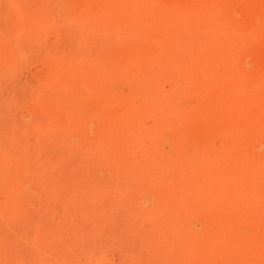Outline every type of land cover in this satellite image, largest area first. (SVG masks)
I'll return each instance as SVG.
<instances>
[{
  "label": "rangeland",
  "instance_id": "rangeland-1",
  "mask_svg": "<svg viewBox=\"0 0 264 264\" xmlns=\"http://www.w3.org/2000/svg\"><path fill=\"white\" fill-rule=\"evenodd\" d=\"M15 2L0 264H264V0Z\"/></svg>",
  "mask_w": 264,
  "mask_h": 264
},
{
  "label": "bare ground",
  "instance_id": "bare-ground-1",
  "mask_svg": "<svg viewBox=\"0 0 264 264\" xmlns=\"http://www.w3.org/2000/svg\"><path fill=\"white\" fill-rule=\"evenodd\" d=\"M13 1L15 2V0H12V4H13L14 6H17V5H16V2L14 3ZM20 1H22V0H20ZM9 3H10V2H8V4H9ZM14 6L12 7V5H11L12 8H14ZM9 8H10V5H9ZM12 8H10V10H11ZM17 8H18V7H17ZM17 8H16V7L14 8L15 11H16ZM8 10H9V9H8ZM125 11H126V10H125ZM133 12H134V11H133ZM130 13H131V12H130ZM198 15H199V14H198ZM202 17H203V16H202ZM205 17H206V16H205ZM81 18H82V17H81ZM82 19H83V18H82ZM100 19H101V18H100ZM195 19H197V18H195ZM200 19H201V18H200ZM210 19H211V18H210ZM202 20H203V19H202ZM81 21H82V20H81ZM94 21H95V20H94ZM97 21H98V20H97ZM190 21H192V20H190ZM196 21H197V20H196ZM200 21H201V20H200ZM213 21H214V20H213ZM205 22L207 23L206 20H205ZM214 22H215V21H214ZM214 22H213V23H214ZM80 23H81V22H80ZM82 23H84V22H82ZM189 23H190V22H189ZM198 23H199V22H198ZM86 24H87V23H86ZM174 24H175V23H174ZM193 24H194V22H193ZM193 24H192V25H193ZM199 24H204V22H203V23H199ZM209 24H210V23H209ZM87 25H88V24H87ZM176 25H177V24H176ZM176 25H175V26L172 25V27H169V28H172V29H177V28H179L178 25H177V26H176ZM186 25H187V24H186ZM79 26H80V25H79ZM92 26L94 27V29H96V28L99 29V27H100L99 24H91V27H92ZM101 26H102V25H101ZM103 26H104V25H103ZM193 26H194V25H193ZM198 26H199V25H198ZM210 26H211V25H210ZM214 26H215V25H214ZM214 26H213V27H214ZM88 27H89V26H88ZM104 27H105V26H104ZM175 27H176V28H175ZM191 27H192V26H191ZM69 28H70V27H69ZM71 28H72V27H71ZM102 28H103V27H102ZM215 28H216V27H214L213 29H215ZM58 29H60V31L62 30L61 27H60V28H57V30L54 29V30H51V31H52V32H55V31H56L55 34H57V33H58L57 31H59ZM74 29H75V28H74ZM87 29H88V28H87ZM187 29H188V27H187ZM198 29H199V28H198ZM66 30H67V29H66ZM49 31H50V30H49ZM49 31L46 30L47 34H48ZM60 31H59V32H60ZM64 31H65V30H64ZM91 31H92V30H91ZM91 31H90V32H91ZM96 31H97V30H96ZM173 31H174V30H172V32H173ZM175 31H176V30H175ZM177 31H178V29H177ZM187 31H188V30H187ZM189 31H191L190 28H189ZM202 31H203V30H202ZM214 31H216V29H215ZM52 32H50L49 35H50V34L52 35ZM67 32H68V33H69V32L71 33V30H69V31H67ZM67 32H63V34H61V35H64V36H65V37H63V39L66 38V37H68V36L70 35V33L68 34ZM73 32H74V31H73ZM75 32H76V31H75ZM178 32H179V31H178ZM203 32H204V31H203ZM91 33H92V32H91ZM94 33H96V32L94 31ZM97 33H98V32H97ZM97 33H96V35H97ZM212 33H213V32H212ZM55 34L53 33V37H54ZM72 34L74 35L75 33H72ZM92 34H93V33H92ZM92 34H91V35H92ZM176 34H177V33H176ZM51 35H50V36H51ZM58 35H59V34H58ZM58 35H55L56 40H57V37H56V36H58ZM77 35H78V34H77ZM89 35H90V34H89ZM177 35H178V34H177ZM193 35H194V34H193ZM205 35H206V34H205ZM205 35H204V36H205ZM218 35H219V33H218ZM50 36H47V37H50ZM212 36H213V35H212ZM69 37H70V36H69ZM69 37H68V38H69ZM76 37H77V36H76ZM87 37H88V35H87ZM92 37H93V36H91V38H92ZM94 37H96V36H94ZM192 37H194V36H192ZM197 37H198V36H197ZM59 38H60V36H59ZM59 38H58V39H59ZM68 38H67V39H68ZM89 38H90V37H89ZM208 38H209V37H208ZM63 39H62V36H61V40H63ZM203 39H204V38H203ZM210 39H211V37H210ZM210 39H208V40H210ZM220 39H221V38H220ZM61 40H59V41L61 42V43L59 44V46H60V45L63 46V45H65V43L68 42L67 40H64V41H61ZM173 40H174V39H173ZM197 40H198V38H197ZM221 40H222V39H221ZM66 41H67V42H66ZM213 41H214V40H213ZM54 42H55V41H54ZM64 42H65V43H64ZM84 42H85V41H84ZM199 42H200V40H199ZM203 42H204V41H203ZM211 42H212V40H211ZM55 43H56V42H55ZM55 43H54V44H55ZM194 43H195V42H194ZM204 43H205V42H204ZM54 44H53V45H54ZM67 44H68V43H67ZM80 44H81V43H80ZM160 45L162 46V43H160ZM196 45H197V44H196ZM54 46H56V44H55ZM86 46H87V45H86ZM86 46H85V47H86ZM221 46H222V45H221ZM47 47H48V46H47ZM49 47H51V46L49 45ZM81 47H82V46H81ZM213 47H214V46H213ZM218 47H219V46H218ZM51 48H52V47H51ZM57 48H58V47H57ZM87 48H89V47H87ZM209 48H210V47H209ZM49 49H50V48H49ZM221 49L223 50L222 47H221ZM221 49H220V50H221ZM225 49H226V47L224 48V50H225ZM55 50H56V49H55ZM201 50H203V49H201ZM212 50H213V49H212ZM220 50H219V51H220ZM46 51H48L47 48H46ZM49 51H50V50H49ZM49 51H48V52H49ZM53 51H54V50H53ZM73 51H74V50H73ZM83 51H85V50H83ZM126 52H127V51H126ZM220 52H221V51H220ZM46 53H47V52H46ZM49 53H50L49 55L54 54V53H51V52H49ZM72 53H73V52H72ZM86 53L88 54V51H86ZM47 54H48V53H47ZM66 54H67V53H66ZM130 54H131V53H130ZM80 55H81V54H80ZM83 55H85V54H83ZM135 55H136V54H135ZM47 56H48V55H47ZM54 56H55V55H54ZM69 56H70V55H69ZM75 56H76V55H75ZM86 56H87V55H86ZM93 56H94V55H93ZM99 56H100V55H99ZM45 57H46V56H45ZM48 57H49V56H48ZM48 57L46 58V60L48 59ZM51 57H52V56H51ZM81 57H82V55H81ZM96 57H97V56L95 55V58H96ZM130 57H132V55H131ZM52 58H53V57H52ZM91 58H92V57H91ZM128 58H129V57H128ZM132 58H133V57H132ZM189 58H190V57H189ZM70 59H71V58H70ZM78 59H81V58H78ZM84 59H85V58H84ZM87 59H88V58H87ZM99 59H100V58H99ZM129 59H130V58H129ZM129 59H128V60H129ZM133 59H135V58H133ZM136 59H137V58H136ZM68 60H69V59H68ZM125 60H127V59H125ZM90 61H91V60H90ZM70 62H71V60H70ZM70 64H71V63H70ZM112 72H113V71H112ZM121 74H122V73H121ZM102 87H103V85H102ZM106 88H107V87H106ZM208 89H209V88H208ZM106 90H107V89H106ZM106 90H105V91H106ZM105 91H103V92H105ZM213 91H214V90H213ZM104 94H105V93H104ZM226 95H227V94H226ZM227 96H228V95H227ZM107 98H108V95H107ZM112 101H113V100H112ZM225 103H226V102H225ZM206 104H208V103H206ZM218 105H221V104H218ZM226 105L229 106L228 103H227ZM227 106H225V107H227ZM45 108H46V107H45ZM208 108H209V107H208ZM211 108H212V107H211ZM230 108L233 109L232 107H230ZM51 109H52V108H51ZM225 109L227 110V108H225ZM52 110H53V109H52ZM206 110H207V109H206ZM208 110L210 111V109H208ZM131 112H132V111H130L129 113H131ZM211 112H212V110H211ZM214 112H216V111L214 110ZM204 113H205V112H204ZM48 114H49V113H48ZM52 114H53V113H51V115H52ZM127 114H128V112H127ZM206 114H208V113H206ZM206 114H205V115H206ZM46 116H47V115H46ZM49 116H50V114H49ZM49 116H48V117H49ZM203 116H204V115H203ZM209 116H210V114H209ZM219 116H220V115H219ZM207 117H208V116H207ZM49 118H50V117H49ZM126 118H127V117H126ZM218 118H219V117H218ZM127 119H129V118H127ZM48 121H49V119H48ZM217 136H218V135H217ZM232 139H233V138H232ZM212 140H213V138H212ZM212 140H211V141H212ZM223 141H224V140H223ZM216 142H217V141H216ZM222 144H223V143H222ZM232 144H233V143H232ZM232 144H230V145L232 146ZM49 145H50V143H49ZM216 145H217V144H216ZM218 145H219V144H218ZM220 146H221V144H220ZM46 148H47L46 150H48L47 143H46ZM224 149H225V147H224ZM224 149H223V150H224ZM48 151H49V150H48ZM205 152H206V151H205ZM223 152H224V151H223ZM223 152H222V153H223ZM225 152H226V151H225ZM63 154H64V153H63ZM64 155H65V154H64ZM215 156H216V155H215ZM223 157L225 158L226 156L224 155ZM216 158H217V156H216ZM206 159H208V158H206ZM148 167H149V166H148ZM145 169H146V168H145ZM208 169H209V168H208ZM139 170H140V169H139ZM142 170H143V169H142ZM146 170H147V169H146ZM152 170H154V169H152ZM152 170H151V171H152ZM147 171H148V170H147ZM138 172H139V171H138ZM144 172H145V171H144ZM147 173H148V174H151L152 172H151V173L147 172ZM208 173H209V172H208ZM136 174H137V173H136ZM153 174H154V173H153ZM145 175H146V174H145ZM50 176H51V175H50ZM52 176H53V175H52ZM137 177H138V176H137ZM147 178H148V177H147ZM147 178H146V179H147ZM202 178H203V177H202ZM151 179H152V178H151ZM148 180H149V179H148ZM203 181H204V180H203ZM231 181H232V180H231ZM242 181H243V180H242ZM232 183H233V182H232ZM241 183H242V182H241ZM204 184H205V182H204ZM208 185H209V184H208ZM234 186H235V185H234ZM243 186H244V185H243ZM224 187H225V186H224ZM239 188H240V187H238V189H239ZM233 189H234V188H233ZM242 189H243V188H242ZM226 194H227V193H226ZM245 194L248 195L246 192H245ZM234 196H235V195H234ZM221 198H222V197H221ZM235 201H236V200H235ZM246 201H247V200H246ZM204 203H205V202H204ZM210 203H211V202H210ZM201 204H202V202H201ZM208 204H209V203H208ZM208 204H207V205H208ZM227 204H229V203H227ZM237 204H238V203H237ZM211 206H212V205H211ZM225 206H226V205H225ZM236 206H237V205H236ZM247 207H248V206H247ZM247 207H246V208H247ZM203 208H204V207H203ZM214 208H215V206H214ZM246 208H245V209H246ZM209 209H210V208H209ZM256 209H257V208H256ZM226 210H227V209H226ZM226 210H225V211H226ZM241 210H242V209H241ZM253 211H254V209H253ZM225 214H227V213H225ZM242 214H243V213H242ZM209 215H210V214H209ZM227 215H229V213H228ZM227 215H226V216H227ZM244 215H245V213H244ZM227 218H228V217H227ZM247 218H248V217H247ZM218 219H219V218H218ZM241 220H242V218H241ZM228 222H229V221H228ZM261 222H262V221H261ZM117 223H118V222H117ZM220 223H221V222H220ZM222 224H223V223H222ZM222 224H221V225H222ZM224 225H226V224H224ZM245 225H246V224H245ZM261 225H262V223H261ZM184 226H185V224H184ZM242 227H243V226H242ZM214 228H215V227H214ZM259 230H260V229H259ZM213 231H214V230H213ZM231 232H232V231H231ZM237 232H238V231H237ZM214 233H215V232H214ZM214 233H212V234H214ZM258 233H259V232H258ZM262 233H263V232H262ZM238 234H239V233H238ZM242 234H243V233H242ZM230 235H231V234H230ZM260 235H261V234H260ZM166 236H167V235H166ZM233 236H234V235H233ZM253 236H254V235H253ZM178 238H179V237H178ZM262 238H263V235H262ZM211 239H212V238H211ZM238 239H239V238H238ZM195 241H196V240H195ZM220 241H222V240H220ZM262 241H263V240H262ZM199 242H200V241H199ZM220 243H221V242H220ZM250 243H251V242H250ZM258 243H259V242H258ZM188 244H189V243H188ZM223 244H226V242H225V243L223 242ZM230 244H231V243H230ZM261 244H263V243H261ZM211 245H212V244H211ZM215 245H216V244H215ZM228 245H229V244H228ZM163 246H164V245H163ZM226 246H227V245H226ZM238 246H240V245H238ZM161 247H162V246H161ZM228 247H229V246H228ZM176 248H177V247H176ZM226 248H227V247H226ZM228 249H229V248H228ZM228 249H227V250H228ZM248 249H249V248H248ZM216 250H217V249H216ZM219 250H220V248H219ZM234 250H235V249H234ZM217 251H218V250H217ZM190 252H191V251H190ZM192 252H193V250H192ZM216 253H217V252H216ZM237 253H238V252H237ZM162 254H164V253L162 252ZM235 254H236V253H235ZM164 255H165V254H164ZM183 255H184V254H183ZM190 255H191V254H190ZM209 255H210V254H209ZM212 255H213V254H212ZM219 255H220V254H219ZM219 255H218V256H219ZM262 255H264V254H262ZM262 255H261V256H262ZM155 256H156V254H155ZM180 256H181V255H180ZM185 256H186V255H185ZM186 257H187V256H186ZM191 257H192V256H191ZM211 257H212V256H211ZM152 258H153V256H152ZM155 258H157V257H155ZM187 258H188V257H187ZM231 258H232V257H231ZM237 258H238V257H237ZM232 259H233V258H232ZM258 259H261V258H258ZM189 260H190V259H189ZM260 261H261V260H260ZM171 262H172V261H171ZM184 262H186V261H184ZM220 262H222V261H220ZM174 263H175V262H174ZM223 263H224V262H223ZM225 263H226V261H225ZM169 264H170V263H169ZM180 264H181V263H180ZM186 264H187V263H186ZM214 264H215V263H214ZM228 264H229V263H228Z\"/></svg>",
  "mask_w": 264,
  "mask_h": 264
}]
</instances>
